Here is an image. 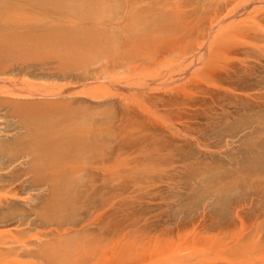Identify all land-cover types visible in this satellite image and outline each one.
Returning a JSON list of instances; mask_svg holds the SVG:
<instances>
[{"label":"rangeland","instance_id":"374dc122","mask_svg":"<svg viewBox=\"0 0 264 264\" xmlns=\"http://www.w3.org/2000/svg\"><path fill=\"white\" fill-rule=\"evenodd\" d=\"M100 1L78 24L98 30L101 53L111 33L115 49L126 41L125 25L136 42L130 48L156 59L97 82L76 78L77 71L52 76L37 59L27 73L3 77L0 93L62 94L47 101L70 103L51 116L37 106L21 114L56 117L59 137L44 129L50 123L37 129L34 120L18 149L11 141L25 129L9 126L19 116L0 109V219L11 220L0 224V248L25 241L35 249L40 241L52 250L16 258L0 249V264H45L47 257L57 264H264V19L251 13L257 2L243 5L247 16L234 6L230 19L234 2L209 31V0L141 3L150 21L136 30L120 14L122 0ZM67 142L75 160L64 168L44 170L49 156H33ZM3 146L29 154L6 158Z\"/></svg>","mask_w":264,"mask_h":264},{"label":"bare ground","instance_id":"6f19581e","mask_svg":"<svg viewBox=\"0 0 264 264\" xmlns=\"http://www.w3.org/2000/svg\"><path fill=\"white\" fill-rule=\"evenodd\" d=\"M122 1L123 5L120 14L124 15V22L126 19L130 20L129 22L127 21L128 23L126 22V26L128 28L136 30L138 24L143 23L144 21L148 23L150 21L148 17L142 16L140 14V8L142 7L141 3H148L149 0ZM150 1H154L163 5L167 4L166 0ZM236 1L237 0H209L214 11L212 15H209L206 29L209 31L217 29L218 26L215 28L216 21L217 24H222L224 20L222 22L219 21L222 20L227 13H231L233 11L235 12V8H238L241 5L243 6L248 1L251 2L252 0H241L244 4L241 3L240 0L237 2ZM253 1L257 2L256 4L258 7L253 8L254 12L251 10V13L253 15H258L259 13H257L256 10H259V12L261 11L260 17L264 19V0ZM100 2V0H0V81L7 80L3 78L7 73H27V69L37 66L32 65L31 59H37L39 62L38 65H43L44 69H46L52 76L69 78L71 77V71H77L79 72V75H77L76 78H80L84 81L93 80L95 82L100 81L103 78V75L109 71L119 70L125 67L128 68L132 67L133 65L140 66L141 64H139V62L141 61L142 63H146L152 62V60L156 59L155 55H152V57H149L148 59H142L140 58L138 51H133L130 48L132 47V42L133 46L136 45V42L133 40L129 41L131 38L129 36L131 30H127L125 25L120 27L119 30L122 35L121 39H126V41L123 43L121 40L119 44L120 47L115 49L113 46V39L115 35L113 36L112 33H109L110 36H108L106 41V44L108 45V51L101 53L103 43L98 30L96 29V32L95 29H92L93 27L87 28L86 26L83 27L82 25L78 24L82 19L81 17L85 18L86 16L91 15L97 9ZM105 2L107 4L110 3L108 0ZM101 3L102 5L104 4L103 2ZM233 3H239V5H232V7L229 8L231 11L227 10V13H225V15H223L222 18L218 20L219 15L224 10L228 9V7ZM234 6L236 7L232 11ZM249 8L248 6H243L241 10L239 8L241 11L239 14L244 15V13L249 10ZM237 10L238 9H236V11ZM151 11L152 8L150 9V12ZM242 11L245 12L242 13ZM230 13L227 14L226 17L230 18ZM251 13H248V16H252ZM246 14L247 13H245V15ZM112 19L114 18L108 19V23H112ZM235 19L236 18L233 19L232 17V20ZM151 20H156V17L152 16ZM234 23H231L232 27L235 26L233 25ZM175 24V22L172 23V25ZM236 24H238V22ZM111 30L114 32L113 29ZM135 36L136 35H134L133 38ZM261 37L264 38V35ZM164 45L168 46V44L165 42H162L160 45L156 46L161 47L163 50ZM156 46H150L152 51L154 53L156 52L155 54H157L160 50V48L159 50H155L157 48ZM61 95L62 94L57 95L39 93L35 95L31 94L28 96H20L12 92L0 93V109H8L11 112V116L13 114H17L19 116L17 117L18 121L14 124H9V126L25 129V133L17 134L14 139H12L13 141H11L13 145L16 146V148L20 147L23 142L22 139L29 134V127L34 120L37 121V129H43L46 127L47 125L44 122H47V124L50 123L52 127H48L49 129H44L47 130L49 134H56V121L57 123L60 121L56 117L54 118L52 116L54 118H52L54 120L52 122L51 117L47 121V116L43 114V117L39 118L32 117L30 113H27L30 116L26 115L25 118H22L24 115L21 114L29 112L33 106H37L38 108H42L41 110L47 111L48 116L54 115L56 109L58 108H61V112H64L68 106L67 102L70 103L69 98H67V102L65 103L59 101L60 105L55 104V102L52 101H47L49 97L57 99ZM34 97H37L38 99H34ZM12 117L15 116L13 115ZM50 128L53 130H50ZM57 137H59L58 134H56V138ZM66 144H68V142L61 145H52V147L46 149L47 151L42 150L41 153H37L33 156L35 159L41 158L38 157V154H41V156H49L48 158L51 159L50 163L42 161L44 170L45 168L46 170H57L59 166L64 168L66 163H73L75 160V154L70 151L69 146ZM3 147V155L6 158H16L18 156H27L29 154L26 150H21V152H19L17 150L18 148L15 149V153H13L11 152V148H7V146ZM32 212L36 214V216L39 215L42 218L48 217L38 213L37 209H32ZM0 220V224L4 225L11 221L9 219L6 221H2V219ZM21 224L24 223L22 222ZM30 245L31 243L27 244L25 241H22L18 244L14 243V245L8 242L5 243L0 249L15 255L16 258L19 256L44 258L47 254L52 252L51 248L46 245L45 242L41 243L39 241V243L35 246V249H30ZM47 260L48 261L45 264L58 263V261H55V259H52L51 257H47ZM30 262H28V264H40L35 261H33L34 263ZM207 263L209 262H206L205 264ZM70 264L80 263L72 262Z\"/></svg>","mask_w":264,"mask_h":264}]
</instances>
